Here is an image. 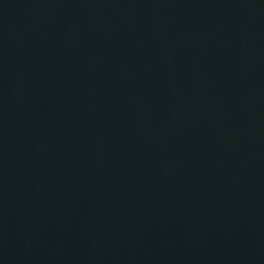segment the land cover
<instances>
[{"label": "water", "instance_id": "water-1", "mask_svg": "<svg viewBox=\"0 0 264 264\" xmlns=\"http://www.w3.org/2000/svg\"><path fill=\"white\" fill-rule=\"evenodd\" d=\"M0 264H264V0H0Z\"/></svg>", "mask_w": 264, "mask_h": 264}]
</instances>
